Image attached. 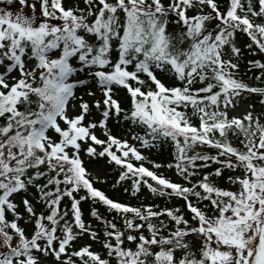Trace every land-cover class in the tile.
I'll list each match as a JSON object with an SVG mask.
<instances>
[{
    "label": "snow or ice",
    "instance_id": "6c2138e0",
    "mask_svg": "<svg viewBox=\"0 0 264 264\" xmlns=\"http://www.w3.org/2000/svg\"><path fill=\"white\" fill-rule=\"evenodd\" d=\"M0 264H264V0H0Z\"/></svg>",
    "mask_w": 264,
    "mask_h": 264
},
{
    "label": "trees",
    "instance_id": "16d2710c",
    "mask_svg": "<svg viewBox=\"0 0 264 264\" xmlns=\"http://www.w3.org/2000/svg\"><path fill=\"white\" fill-rule=\"evenodd\" d=\"M153 158L162 160V159H166V156L162 157V156L153 155ZM90 167H95V165H90ZM103 187H104V190L108 192L109 195L114 196L116 198L127 199V194L122 193L120 190H112L108 185H104ZM133 203H135L134 200H133ZM84 207L87 208V205H85ZM101 210L103 211V209Z\"/></svg>",
    "mask_w": 264,
    "mask_h": 264
}]
</instances>
